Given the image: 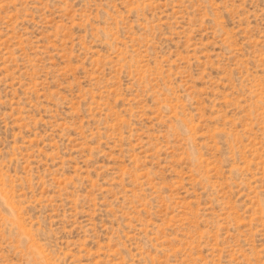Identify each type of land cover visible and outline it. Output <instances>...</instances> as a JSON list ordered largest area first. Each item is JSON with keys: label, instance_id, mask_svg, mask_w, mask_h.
<instances>
[{"label": "rangeland", "instance_id": "rangeland-1", "mask_svg": "<svg viewBox=\"0 0 264 264\" xmlns=\"http://www.w3.org/2000/svg\"><path fill=\"white\" fill-rule=\"evenodd\" d=\"M0 264H264V0H0Z\"/></svg>", "mask_w": 264, "mask_h": 264}]
</instances>
